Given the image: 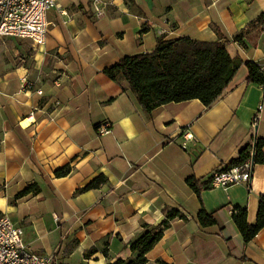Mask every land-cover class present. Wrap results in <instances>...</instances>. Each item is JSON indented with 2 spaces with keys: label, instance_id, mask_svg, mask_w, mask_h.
<instances>
[{
  "label": "crops",
  "instance_id": "obj_1",
  "mask_svg": "<svg viewBox=\"0 0 264 264\" xmlns=\"http://www.w3.org/2000/svg\"><path fill=\"white\" fill-rule=\"evenodd\" d=\"M58 3L43 44L0 37V215L49 264H109L133 258L131 243L174 207L186 218L171 220L146 264H264V227L246 243L232 219L241 207L256 222L264 162L249 185L209 183L254 135L264 141V85L248 82L242 64L211 105L189 99L148 112L125 79L104 72L161 37L216 41L217 29L232 57L264 70V29L248 28L264 0H114L102 15L92 0ZM99 176V187L83 189ZM190 176L206 182L200 195ZM31 184L39 190L18 196ZM202 209L217 223L203 226Z\"/></svg>",
  "mask_w": 264,
  "mask_h": 264
},
{
  "label": "trees",
  "instance_id": "obj_2",
  "mask_svg": "<svg viewBox=\"0 0 264 264\" xmlns=\"http://www.w3.org/2000/svg\"><path fill=\"white\" fill-rule=\"evenodd\" d=\"M248 28L264 29V12L251 21ZM219 39L216 41H200L189 37L174 39H157L156 47L147 53L126 55L117 63L105 68V74L113 80L123 78L133 91L140 106L148 112L156 107L189 99H199L205 105H211L226 89L236 71L242 64L249 70L248 82L264 85V70L257 62H244L240 57H232L227 48L226 39L217 29ZM242 34L234 37L242 40ZM223 38V40H222ZM251 142L243 147L239 156L222 168L243 164L251 156ZM264 141L257 138L254 164L264 162ZM70 172V166H63L56 171L57 176ZM104 176H99L83 189L97 188L104 182ZM187 184L199 195L206 188L204 183L195 176L186 179ZM36 184H31L21 191L23 196L31 191H38ZM165 219L158 225H146L143 233L131 243V250L136 255L129 260H118L109 264H146V254L161 240L171 220L186 216L177 208L167 207ZM247 209L237 207L232 213V219L238 227L244 241L248 243L264 227V193L259 197L257 220L251 224L247 219ZM198 220L203 226L217 223L215 213L202 209Z\"/></svg>",
  "mask_w": 264,
  "mask_h": 264
},
{
  "label": "built area",
  "instance_id": "obj_3",
  "mask_svg": "<svg viewBox=\"0 0 264 264\" xmlns=\"http://www.w3.org/2000/svg\"><path fill=\"white\" fill-rule=\"evenodd\" d=\"M59 0H0V37H16L30 40L33 45L45 42L48 30V12L59 8ZM114 0H92L95 13L102 15L108 2ZM165 31V30H164ZM163 31V32H164ZM42 93L41 89L37 90ZM259 106V112L262 110ZM259 113L254 116L252 126L255 128ZM110 124H101L100 132L108 133ZM257 137L251 140L250 153L255 154ZM250 157L243 164L229 168H218L211 174V187H228L234 183L250 184L254 162ZM51 257L31 251L24 241L23 227L16 225L7 214L0 215V264H49Z\"/></svg>",
  "mask_w": 264,
  "mask_h": 264
}]
</instances>
